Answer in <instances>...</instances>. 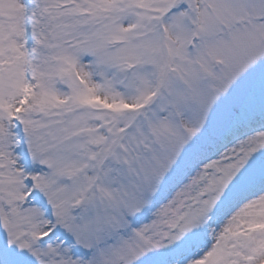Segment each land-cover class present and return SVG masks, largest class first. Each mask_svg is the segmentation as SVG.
<instances>
[{
  "label": "snow or ice",
  "instance_id": "obj_1",
  "mask_svg": "<svg viewBox=\"0 0 264 264\" xmlns=\"http://www.w3.org/2000/svg\"><path fill=\"white\" fill-rule=\"evenodd\" d=\"M0 264H264V0H0Z\"/></svg>",
  "mask_w": 264,
  "mask_h": 264
}]
</instances>
